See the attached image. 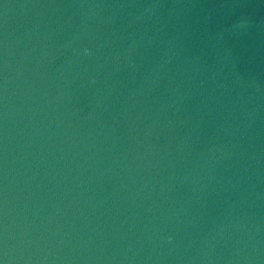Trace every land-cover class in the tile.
<instances>
[{"label":"water","instance_id":"95a60500","mask_svg":"<svg viewBox=\"0 0 264 264\" xmlns=\"http://www.w3.org/2000/svg\"><path fill=\"white\" fill-rule=\"evenodd\" d=\"M0 264H264V0H0Z\"/></svg>","mask_w":264,"mask_h":264}]
</instances>
